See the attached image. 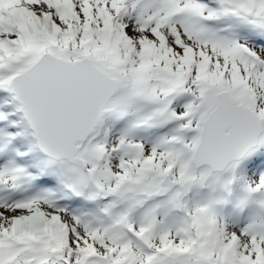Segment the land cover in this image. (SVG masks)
<instances>
[{"label":"snow or ice","instance_id":"obj_1","mask_svg":"<svg viewBox=\"0 0 264 264\" xmlns=\"http://www.w3.org/2000/svg\"><path fill=\"white\" fill-rule=\"evenodd\" d=\"M0 264H264V0H0Z\"/></svg>","mask_w":264,"mask_h":264}]
</instances>
